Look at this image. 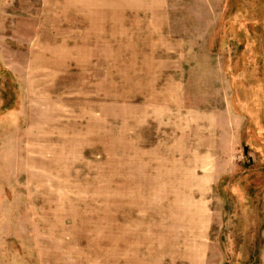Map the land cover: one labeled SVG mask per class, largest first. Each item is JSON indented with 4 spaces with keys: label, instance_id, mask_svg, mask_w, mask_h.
Masks as SVG:
<instances>
[{
    "label": "rangeland",
    "instance_id": "1",
    "mask_svg": "<svg viewBox=\"0 0 264 264\" xmlns=\"http://www.w3.org/2000/svg\"><path fill=\"white\" fill-rule=\"evenodd\" d=\"M0 264H264V0H0Z\"/></svg>",
    "mask_w": 264,
    "mask_h": 264
}]
</instances>
